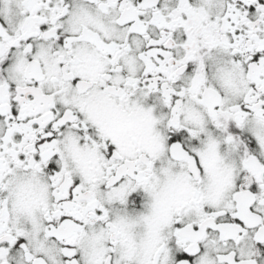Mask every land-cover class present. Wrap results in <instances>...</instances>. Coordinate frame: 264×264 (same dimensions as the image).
Wrapping results in <instances>:
<instances>
[{"label": "snow or ice", "instance_id": "6c2138e0", "mask_svg": "<svg viewBox=\"0 0 264 264\" xmlns=\"http://www.w3.org/2000/svg\"><path fill=\"white\" fill-rule=\"evenodd\" d=\"M0 264H264V0H0Z\"/></svg>", "mask_w": 264, "mask_h": 264}]
</instances>
